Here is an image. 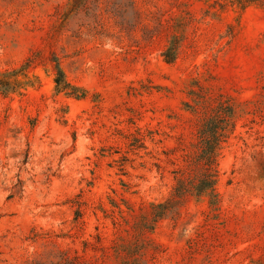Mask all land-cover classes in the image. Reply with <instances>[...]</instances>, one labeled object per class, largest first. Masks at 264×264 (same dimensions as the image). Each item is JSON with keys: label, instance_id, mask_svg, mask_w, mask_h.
Segmentation results:
<instances>
[{"label": "rangeland", "instance_id": "1", "mask_svg": "<svg viewBox=\"0 0 264 264\" xmlns=\"http://www.w3.org/2000/svg\"><path fill=\"white\" fill-rule=\"evenodd\" d=\"M72 2L0 0V264H264V9ZM52 55L78 97L55 90ZM191 91L237 113L219 211L187 198L136 253L137 216L195 139Z\"/></svg>", "mask_w": 264, "mask_h": 264}, {"label": "trees", "instance_id": "2", "mask_svg": "<svg viewBox=\"0 0 264 264\" xmlns=\"http://www.w3.org/2000/svg\"><path fill=\"white\" fill-rule=\"evenodd\" d=\"M209 1L215 7L223 10L227 7H239L241 9L250 5H257L264 9V0H204ZM86 0H73L70 12L78 8H84ZM133 8L132 2H129ZM135 13V11L133 10ZM123 21V20H122ZM122 21L120 24H122ZM160 24V23H159ZM177 42L168 46L162 53L163 60L171 63L176 58ZM55 72L54 83L57 92H64L71 96L74 88L66 81L59 67L57 59L52 55ZM32 65V60L27 59L25 67ZM190 102H183L184 110L191 113L197 119L195 139L190 143V151L183 156V166L172 172L174 185L169 198L164 202L150 205V210L138 215V220L133 224L132 231L140 248L136 253L145 249L146 233L153 230L154 225L160 219L169 214H177V208L189 197L200 198L205 196L208 201L210 213L215 217L220 208V198L216 191L217 161L220 155L221 145L228 139L235 127L237 113L233 103L229 99L218 95L216 98L207 95H198L189 92ZM122 213V211H119ZM121 216V215H120ZM122 217V216H121ZM114 224V223H113ZM135 244V243H134ZM136 245V244H135ZM122 246L126 253L135 250Z\"/></svg>", "mask_w": 264, "mask_h": 264}]
</instances>
